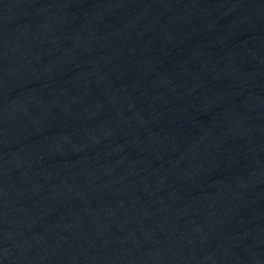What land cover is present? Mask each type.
Wrapping results in <instances>:
<instances>
[{
	"label": "water",
	"instance_id": "obj_1",
	"mask_svg": "<svg viewBox=\"0 0 264 264\" xmlns=\"http://www.w3.org/2000/svg\"><path fill=\"white\" fill-rule=\"evenodd\" d=\"M264 44V0H0V230L116 132Z\"/></svg>",
	"mask_w": 264,
	"mask_h": 264
}]
</instances>
